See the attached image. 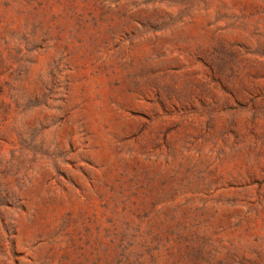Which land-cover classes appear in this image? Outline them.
<instances>
[{
    "label": "rangeland",
    "instance_id": "1",
    "mask_svg": "<svg viewBox=\"0 0 264 264\" xmlns=\"http://www.w3.org/2000/svg\"><path fill=\"white\" fill-rule=\"evenodd\" d=\"M0 264H264V0H0Z\"/></svg>",
    "mask_w": 264,
    "mask_h": 264
}]
</instances>
